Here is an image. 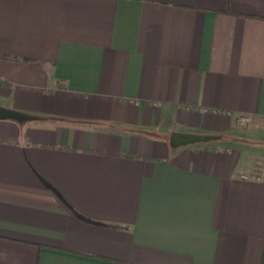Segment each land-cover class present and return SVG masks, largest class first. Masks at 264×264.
<instances>
[{
    "label": "crops",
    "instance_id": "0c3cea01",
    "mask_svg": "<svg viewBox=\"0 0 264 264\" xmlns=\"http://www.w3.org/2000/svg\"><path fill=\"white\" fill-rule=\"evenodd\" d=\"M0 108V264H264V0H0Z\"/></svg>",
    "mask_w": 264,
    "mask_h": 264
},
{
    "label": "water",
    "instance_id": "95a60500",
    "mask_svg": "<svg viewBox=\"0 0 264 264\" xmlns=\"http://www.w3.org/2000/svg\"><path fill=\"white\" fill-rule=\"evenodd\" d=\"M0 118H14L16 120H25L29 119L30 116L16 111L5 110L0 108ZM183 139H185V137H183Z\"/></svg>",
    "mask_w": 264,
    "mask_h": 264
},
{
    "label": "built area",
    "instance_id": "2783aa9c",
    "mask_svg": "<svg viewBox=\"0 0 264 264\" xmlns=\"http://www.w3.org/2000/svg\"><path fill=\"white\" fill-rule=\"evenodd\" d=\"M247 120V118H244V117H242V118H240V121H246Z\"/></svg>",
    "mask_w": 264,
    "mask_h": 264
}]
</instances>
